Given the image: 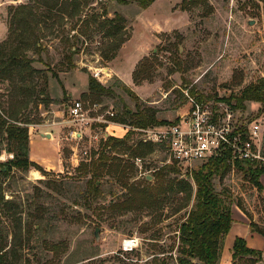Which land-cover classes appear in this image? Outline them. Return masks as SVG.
I'll list each match as a JSON object with an SVG mask.
<instances>
[{
	"label": "rangeland",
	"instance_id": "1",
	"mask_svg": "<svg viewBox=\"0 0 264 264\" xmlns=\"http://www.w3.org/2000/svg\"><path fill=\"white\" fill-rule=\"evenodd\" d=\"M85 1L88 6L84 5ZM189 1L192 0H156L144 11L136 3L72 0V4L79 5L76 12L70 5L65 14L63 9L48 14L35 0H0V44L8 42L19 57L41 60L33 62L30 70L18 67L11 73V79L0 80V115H13L29 123L19 124L28 128V143L40 125L61 122L60 134L65 139L60 154L66 158L70 154L69 145L78 148V162L73 168L68 165L60 172H48L33 162L46 172L44 176L30 168L24 172L13 169L0 177L4 201H13L12 213L21 218L22 240L14 250V257L20 258L19 264H157V261L175 264L177 230L192 200L182 208L183 194L173 196L164 192L171 181L176 186L182 179L179 175L168 174L160 181L153 178L154 171L167 160L164 148L153 145L146 157L131 158L139 137L132 135L118 148L121 151L111 157L121 160L122 165H133L134 171L128 172L130 168H127L125 187L117 181V176L103 173L97 183L100 190L97 198L90 193V174L77 171L81 164L97 160L103 152L102 133L124 138L127 133L123 130L127 127L121 125L117 129L110 120L125 108L135 111L137 103L123 87L126 85L109 71H104L109 76L101 78L99 83L111 93L98 98L91 96L87 91L88 76L93 77L97 69L109 68L112 62L122 73H127L136 51L146 54L138 63L143 60L140 67L147 80L126 87L138 97L140 106L153 109L159 120L170 123L178 112L187 108L184 88H194L205 98L203 103L210 110L231 111L233 124L256 122L260 129V153L264 157L261 105L245 102L244 110L233 111L220 101L238 95L243 88L264 77L261 4L257 7L253 0ZM19 6L31 10L30 16L25 14L26 10L23 14L19 10L21 13L16 18L21 15L18 20L27 22L20 26L12 23ZM103 13L105 16L101 17ZM96 15L99 18L94 23ZM110 20L115 23L112 29ZM147 20L154 23L148 24ZM249 21L253 24L249 25ZM117 26L119 30L113 29ZM35 44L42 46L41 52H35ZM71 45L72 50H77L72 66L66 59ZM74 100L82 101L86 124L73 122L68 114ZM54 112L60 117H54ZM110 113L114 115L111 117ZM84 127L88 132L79 142L75 132H81ZM94 134L99 137L97 140L89 137ZM5 148L3 141L0 162L13 157ZM29 149L34 153L44 150L40 145L29 147L28 144V159ZM214 188L229 191L233 201L242 203L253 221L264 229V205L241 175L231 172L223 181L215 179ZM27 230L29 240L25 236ZM13 233L12 220L0 207V238L8 245L6 250ZM128 240L135 241L131 251L123 250V242ZM248 242L254 249L264 250L260 236L249 237ZM90 260L94 261L86 263ZM259 264H264L263 256Z\"/></svg>",
	"mask_w": 264,
	"mask_h": 264
},
{
	"label": "trees",
	"instance_id": "2",
	"mask_svg": "<svg viewBox=\"0 0 264 264\" xmlns=\"http://www.w3.org/2000/svg\"><path fill=\"white\" fill-rule=\"evenodd\" d=\"M119 4L128 5L130 3H136L142 10L149 7L155 0H114ZM205 1V0H203ZM41 5L46 12L50 14L54 10H62L67 13V8L73 11H77L79 5L72 4V0H35ZM195 2V0L188 3ZM255 5L259 7L261 4L262 18L264 21V0H253ZM86 1L84 5L88 6ZM21 10V12L19 11ZM26 10L28 16L31 15V10L26 7L17 8L13 14L12 23H17L18 26L25 25L27 22H21L18 20L20 16L16 18L18 13L23 14ZM105 13L101 17H104ZM99 15L94 17L95 23ZM115 24L114 20L109 21V28ZM16 25V24H15ZM100 27V26H99ZM113 29H120V26L113 27ZM38 37L35 38V40ZM76 40V37H74ZM74 45V44H73ZM71 45L67 48V61L72 66V57L76 53V49ZM35 52H41L42 46L35 44ZM16 49L10 48L8 42L0 44V80L11 79V73H14L16 68L31 69L33 62H41L38 58H29L26 56L19 57ZM143 61V60H142ZM142 61L138 63L137 68L132 73V80L135 85L140 84L141 81L147 80L144 77ZM126 91L135 99L136 109L135 111H128L123 109L116 117L110 121L120 125L128 126L133 129H146L149 127L160 126L168 124L167 121L159 120L153 109L146 106H140L138 97L129 88L123 85ZM186 88H184L185 90ZM87 91L93 97H102L109 93L111 90L100 84L92 76H88L87 79ZM188 94L194 97L197 101H204V97L197 93L194 88L187 90ZM182 95V94H181ZM183 96V95H182ZM229 108L233 111L244 110L245 102H255L261 105V111L264 110V77L259 78L257 82L249 84L238 95H230L226 99H221ZM114 115V114H113ZM19 124H29L26 121L15 118L13 115L2 116L0 115V145L2 142H6L5 150L8 154H12V159L7 162H0V177L7 176L13 169L18 171H28L30 168H34L39 171L43 176L44 172L38 165L30 162L28 159V128ZM244 126H241L240 130H245ZM136 134L135 132L128 131L123 139L107 137L102 143V153L97 160H91L88 163L80 165L77 170L83 174H90V193L94 198L100 196V190L98 182L103 177V173L107 176H117V181L125 187L127 180V168L128 172H133V165L126 166L121 164V160L113 154H118L119 147L125 145L131 136ZM152 144H141L138 141L137 148L131 150V158L146 157L152 152ZM146 149L147 151H144ZM117 151V152H116ZM148 152V153H147ZM95 152L92 153L94 159ZM108 161H112L107 164ZM196 170L192 171L190 180L184 178L180 179L176 186L173 185V181L168 184V191L173 196L183 194L182 208L189 206L191 200L192 205L188 210L185 220L178 227V245L176 247L175 264H219L221 253L223 249V241L227 235L232 224V206L237 207L248 219L249 230L253 233H257L264 238V229H262L257 223H255L250 214L247 213L242 203H235L232 199V195L226 189L216 191L214 188V180L218 179L223 181L231 172L237 173L250 184L251 191L255 190L258 200L264 205V198L262 197L263 187L259 181L260 177L264 175V167L255 161H243V160H230V153L228 151L223 152L218 156L209 158L206 162L197 166ZM106 168V170H105ZM105 170V172H104ZM153 178L156 180H162L165 175L173 174L180 176V170L174 164L164 165L161 168H157L154 171ZM193 186L195 189H193ZM14 202L11 200L3 199L0 190V207L3 213L10 216L14 233L11 239L9 249L7 243L0 238V264H19L20 258H15L16 245L22 240L23 230L21 227V218L17 217V214L12 213V207ZM176 212L181 210H175ZM25 236L28 239L30 237L29 231L25 232ZM262 253L247 247L244 239L236 238L233 242L231 249V264H235L237 261H248L250 264H259L261 261ZM118 262H123L119 258H115ZM120 260V261H119ZM84 261V260H83ZM94 260L87 261L86 263ZM162 261V260H161ZM79 262H73L68 264H78ZM157 264H163V262L157 261Z\"/></svg>",
	"mask_w": 264,
	"mask_h": 264
},
{
	"label": "built area",
	"instance_id": "3",
	"mask_svg": "<svg viewBox=\"0 0 264 264\" xmlns=\"http://www.w3.org/2000/svg\"><path fill=\"white\" fill-rule=\"evenodd\" d=\"M104 71L106 70L97 69L93 74L100 83L101 78L109 76ZM184 95L187 108L178 112L173 122L146 129H133L123 125L127 127L125 132L138 134L140 143L164 148L167 160L163 165L174 164L180 170V178L186 180H190L196 166L225 151L230 153L232 162L255 161L264 167V157L260 153V129L256 122L249 125L233 124L231 111H212L207 105L190 96L187 89ZM68 114L73 122L84 123L82 101L74 100L68 107ZM110 116L112 117L113 113H110ZM113 125L121 126L116 123ZM241 126H244L245 130H240ZM107 137V134L102 133L100 139L105 140ZM98 138L97 135L92 136L93 140ZM135 162L138 163L139 160L136 159ZM123 250L131 251L132 247H125L123 242Z\"/></svg>",
	"mask_w": 264,
	"mask_h": 264
},
{
	"label": "crops",
	"instance_id": "4",
	"mask_svg": "<svg viewBox=\"0 0 264 264\" xmlns=\"http://www.w3.org/2000/svg\"><path fill=\"white\" fill-rule=\"evenodd\" d=\"M152 22L153 21L147 20L146 23L150 24ZM146 26H148V25H146ZM140 55H141V57H140ZM133 56L134 57L129 62V67H128L127 73H122L121 69L118 66H116V64H113L114 62H112L111 66L109 68L105 69L106 71H109L112 75L116 76L120 81H122L128 87L136 86L132 80V71L134 70L138 61L140 59H142V57L146 56V54H141L140 51H136ZM132 63H134V64H132ZM130 64H132L131 67H130ZM133 91H135V90H133ZM54 113H55L54 117H60L59 113H57V112H54ZM60 123L61 122L54 121L52 124L40 125L41 127H39L40 128L39 131L37 133H35L36 135H34L30 139L29 147H32V145L33 146L40 145L44 150L41 151L42 153H40L38 151L36 153H34L33 151H31L29 149V157H30L29 160H31L34 163L39 164L41 167L44 168V171L60 172L63 169H65V167H67L68 165L71 168H73L76 165V163L78 162V160H77L78 159V156H77L78 148H77V146L69 145L70 154L66 158H64L60 154V146H61L63 139H65V137H63V135L60 134V131L62 129V127L59 125ZM114 126L117 127L118 125H114ZM117 129H119V127H117ZM117 129H116V131H117ZM105 130L108 133L110 132L109 127H106ZM87 132H88V129L85 127L83 128V130L81 132H75V135H77V141L80 142L81 140H83V137H85L87 135ZM124 132L125 131L123 130V133ZM103 134L105 135V133H103ZM92 136H89V137L92 138ZM66 139H67V137H66ZM30 144H31V146H30ZM31 154H32V157H31ZM35 173L37 175H39V173L37 171ZM259 181L263 187L262 197L264 198V175H262L260 177ZM231 217H232V224H231V227H230V229H229V231H228V233L225 236L224 241H223V249H222L221 258H220L221 263L219 260V264H231V249L233 246V242L236 238L244 239L247 247L250 249H253V250H257V249H254L253 247L250 246V243L248 242L249 237L260 236L264 240V238L261 235H259L257 233H253L249 230V222H250L249 219L237 207H235V209H232ZM257 251L261 252L262 256L264 257V250H257Z\"/></svg>",
	"mask_w": 264,
	"mask_h": 264
},
{
	"label": "bare ground",
	"instance_id": "5",
	"mask_svg": "<svg viewBox=\"0 0 264 264\" xmlns=\"http://www.w3.org/2000/svg\"><path fill=\"white\" fill-rule=\"evenodd\" d=\"M124 246L125 247H129V246H131V247H133V246H135V241H124Z\"/></svg>",
	"mask_w": 264,
	"mask_h": 264
},
{
	"label": "water",
	"instance_id": "6",
	"mask_svg": "<svg viewBox=\"0 0 264 264\" xmlns=\"http://www.w3.org/2000/svg\"><path fill=\"white\" fill-rule=\"evenodd\" d=\"M252 24H253V21H249V25H252ZM94 237H95V240L97 241L98 240V229L95 230Z\"/></svg>",
	"mask_w": 264,
	"mask_h": 264
}]
</instances>
